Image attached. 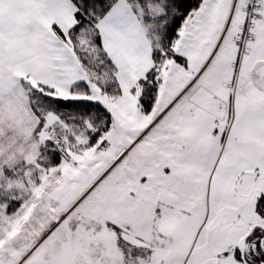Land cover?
Returning a JSON list of instances; mask_svg holds the SVG:
<instances>
[{
	"label": "snow or ice",
	"instance_id": "1",
	"mask_svg": "<svg viewBox=\"0 0 264 264\" xmlns=\"http://www.w3.org/2000/svg\"><path fill=\"white\" fill-rule=\"evenodd\" d=\"M0 264H264V0H0Z\"/></svg>",
	"mask_w": 264,
	"mask_h": 264
}]
</instances>
